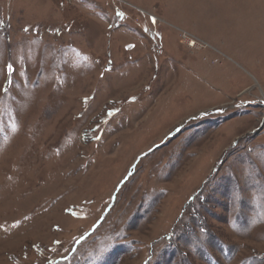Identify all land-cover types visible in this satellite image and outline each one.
<instances>
[{
  "label": "rangeland",
  "instance_id": "1",
  "mask_svg": "<svg viewBox=\"0 0 264 264\" xmlns=\"http://www.w3.org/2000/svg\"><path fill=\"white\" fill-rule=\"evenodd\" d=\"M0 264H264V0H0Z\"/></svg>",
  "mask_w": 264,
  "mask_h": 264
},
{
  "label": "built area",
  "instance_id": "2",
  "mask_svg": "<svg viewBox=\"0 0 264 264\" xmlns=\"http://www.w3.org/2000/svg\"><path fill=\"white\" fill-rule=\"evenodd\" d=\"M182 41L185 43V45L187 47H189L190 49H194L197 47V42L192 39L191 37H188L185 34H182Z\"/></svg>",
  "mask_w": 264,
  "mask_h": 264
},
{
  "label": "snow or ice",
  "instance_id": "3",
  "mask_svg": "<svg viewBox=\"0 0 264 264\" xmlns=\"http://www.w3.org/2000/svg\"><path fill=\"white\" fill-rule=\"evenodd\" d=\"M117 15H120V13H117ZM27 31V29H25ZM128 47H133V45H128ZM9 70H11V65H8Z\"/></svg>",
  "mask_w": 264,
  "mask_h": 264
}]
</instances>
